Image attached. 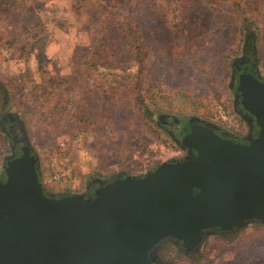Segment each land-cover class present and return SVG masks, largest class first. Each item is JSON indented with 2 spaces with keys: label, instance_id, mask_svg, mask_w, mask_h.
Wrapping results in <instances>:
<instances>
[{
  "label": "rangeland",
  "instance_id": "rangeland-1",
  "mask_svg": "<svg viewBox=\"0 0 264 264\" xmlns=\"http://www.w3.org/2000/svg\"><path fill=\"white\" fill-rule=\"evenodd\" d=\"M76 1L17 0L18 11L27 7L32 10L28 14H12V5L9 12L0 6L6 109L38 155L49 192L83 195L89 180L139 175L183 156L159 117L170 122L198 119L226 131L245 128L232 109L229 64L241 55L245 36H251L255 52H248L264 78V0H154L157 14L152 17L140 6L135 17L147 46L141 60L123 51L114 10L105 6L102 38L100 24H92ZM16 22L21 31L12 30ZM29 31L38 32L34 42L46 56L42 66L28 54ZM102 41L107 47L101 56L106 57H99L94 69L82 61ZM140 70L143 75L135 77ZM220 111L232 120L230 125ZM9 151V137L0 128L2 175ZM53 159L70 167L72 181L52 180ZM211 244L195 264H264L263 225L248 226L229 243L216 237Z\"/></svg>",
  "mask_w": 264,
  "mask_h": 264
},
{
  "label": "water",
  "instance_id": "water-1",
  "mask_svg": "<svg viewBox=\"0 0 264 264\" xmlns=\"http://www.w3.org/2000/svg\"><path fill=\"white\" fill-rule=\"evenodd\" d=\"M235 91L258 126L248 143L193 123L175 140L186 156L98 179L88 196L49 192L24 140L0 179V264H154L150 250L165 238L190 246L206 229L264 222V81L244 70Z\"/></svg>",
  "mask_w": 264,
  "mask_h": 264
},
{
  "label": "flooded vegetation",
  "instance_id": "flooded-vegetation-1",
  "mask_svg": "<svg viewBox=\"0 0 264 264\" xmlns=\"http://www.w3.org/2000/svg\"><path fill=\"white\" fill-rule=\"evenodd\" d=\"M251 33V32H250ZM250 35V34H249ZM252 35V33H251ZM245 44L242 48L241 55L238 57H234L235 59H232L230 62V70H229V77H234L231 91H232V100L231 105L234 113L239 117V119L242 121V123L245 125L244 129H237L234 128L232 130L234 131H224L223 129H217L218 132L224 133L226 136H228L230 139L237 143L246 144L250 140H252L258 130V126L252 119V116L244 110L239 102L238 97L236 96L235 87L238 81V75L243 72L244 70L252 73L253 75L258 74V60L255 58L254 52L255 47L253 46V37L245 36ZM248 48L251 49L252 56L248 52ZM260 77V76H259ZM260 80L264 81L263 77H260ZM7 105H3L0 103V128L2 131L6 134L7 137H9V154L12 155V153L17 154L21 147L25 144V141L23 137L21 138V128L20 125L14 122V119L12 117V114L9 110H7ZM160 123L162 122L163 126L167 128V131L171 132L172 139L179 140V137H181L185 133V129L190 126L193 123H202L205 124V122L197 121V120H191V121H183V119L175 118L172 122L168 121L166 118L161 119ZM239 119L236 120V123L241 127L239 124ZM247 124V125H246ZM20 135V137H19ZM176 143V142H175ZM179 147L183 150V156H186L188 154V151L184 149V144L182 142H179ZM7 155V156H8ZM5 157L4 163L2 167H5L7 163L9 162L11 157ZM182 157V156H180ZM110 180L116 179L118 177H125V175L122 174H115L113 175ZM3 178L2 173L0 172V179ZM93 178V177H92ZM97 180V179H96ZM86 188L84 190V196L90 195L96 188L101 186L104 183H100L95 180L93 181H87ZM63 194H57L54 195L55 197L62 196ZM250 225H263L264 222L260 221H244L237 226H234L232 229L229 230H216V229H206L204 230L202 237L200 240H198L196 243H193L190 246H183L181 243L176 241L175 239L171 238H165L158 243H156L152 249L150 250V257L152 259V262L154 264H178L177 261L179 260L176 257L183 258L186 260V264H195V262L199 259H201L208 248L210 247L211 241L214 238H219V242H226L229 243L233 241L236 237L239 236V234L246 229ZM172 253L175 254L174 257H169L167 254Z\"/></svg>",
  "mask_w": 264,
  "mask_h": 264
},
{
  "label": "trees",
  "instance_id": "trees-1",
  "mask_svg": "<svg viewBox=\"0 0 264 264\" xmlns=\"http://www.w3.org/2000/svg\"><path fill=\"white\" fill-rule=\"evenodd\" d=\"M17 0H0V6L4 7V11L9 12L8 8L12 5V14L14 13H21V14H28L32 10L30 8H23L21 11H18V8L21 7V5H16ZM102 1L103 4H98L96 2H93L91 0H77L76 2L78 4H82L89 15V18L91 20L92 24H100V29L102 32V38H105V28L102 25V18L103 15L106 13L105 6L110 7L113 11V16L116 19V25L119 31V34L121 36V39L125 42L123 51L127 54H130L136 59L141 60V57L144 55V51L146 50L145 43L140 39L139 37V28L137 27L136 17L135 14L139 11L140 6L147 7L148 10H150V17H152L153 14H157V8L154 7V0H99ZM183 7H186L185 5ZM122 10L126 12V14L122 15L118 13ZM145 9V8H143ZM142 9V10H143ZM141 10V11H142ZM184 13V11H183ZM7 16V13H5ZM17 25L12 27V30H22L20 28V24L18 22L14 23ZM35 25H39L38 22L35 23ZM29 29L25 30L28 31ZM37 31L31 32L29 31L27 33V36L32 38L30 44H29V53H33L36 56L38 66H42L43 61L45 60V55L41 50V47L35 46V37L37 36ZM29 43V41L27 42ZM104 47H107V44L105 42H100L97 46L94 47L93 53L86 57L82 62L83 63H90V67H94V69H97V65L99 64V60H105V55L101 56V54L104 52ZM100 51V53H99ZM144 52V53H143ZM96 53H99V55L96 57ZM101 57V59L99 58ZM141 72H144L143 70H140V73H138L135 77H139L140 75H143ZM86 76H89V74L86 73ZM153 79V76H152ZM138 93H143L144 89L137 90ZM9 98V91L5 87V84L3 80L0 78V100L3 105L8 102Z\"/></svg>",
  "mask_w": 264,
  "mask_h": 264
},
{
  "label": "built area",
  "instance_id": "built-area-1",
  "mask_svg": "<svg viewBox=\"0 0 264 264\" xmlns=\"http://www.w3.org/2000/svg\"><path fill=\"white\" fill-rule=\"evenodd\" d=\"M219 115L223 122L228 123L229 125L231 124L232 120L229 119V117H227L223 111H220ZM51 167L52 180L56 182H69L73 180L70 167L65 165L63 161H57L56 159H53L51 162Z\"/></svg>",
  "mask_w": 264,
  "mask_h": 264
}]
</instances>
